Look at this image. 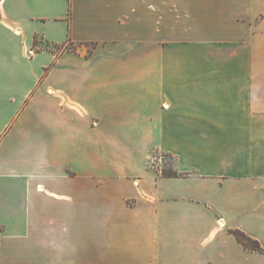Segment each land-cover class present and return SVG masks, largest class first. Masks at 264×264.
<instances>
[{"label": "crops", "instance_id": "obj_1", "mask_svg": "<svg viewBox=\"0 0 264 264\" xmlns=\"http://www.w3.org/2000/svg\"><path fill=\"white\" fill-rule=\"evenodd\" d=\"M229 230L264 249V0H0V264H264Z\"/></svg>", "mask_w": 264, "mask_h": 264}, {"label": "rangeland", "instance_id": "obj_2", "mask_svg": "<svg viewBox=\"0 0 264 264\" xmlns=\"http://www.w3.org/2000/svg\"><path fill=\"white\" fill-rule=\"evenodd\" d=\"M65 46L67 47V50L76 49V45H74V43L72 42H67ZM49 47L56 55H59L61 53L60 49L56 48L55 46L49 45ZM79 47L83 49V51L85 52V56L89 57L96 46L93 43V44L79 45ZM159 159H161L162 163H159ZM173 167H174V160L172 157L166 156L164 153H161L157 150H154L152 152V155L150 156V159L148 161V168L150 170L156 172L159 175H162L163 172L165 173L173 172L174 171Z\"/></svg>", "mask_w": 264, "mask_h": 264}, {"label": "trees", "instance_id": "obj_3", "mask_svg": "<svg viewBox=\"0 0 264 264\" xmlns=\"http://www.w3.org/2000/svg\"><path fill=\"white\" fill-rule=\"evenodd\" d=\"M68 42H70V38L68 39ZM55 47L60 49L61 52L65 51L67 49V47L64 46V44L55 45ZM165 155L171 157L168 154H165ZM161 176H163V177H179V174L175 171L169 172V173L163 172ZM229 233H231L236 238V240L240 244H242L244 246V248L248 249L249 251L264 253V249L260 246V244L256 240L248 237L243 232H241L239 230H229Z\"/></svg>", "mask_w": 264, "mask_h": 264}, {"label": "built area", "instance_id": "obj_4", "mask_svg": "<svg viewBox=\"0 0 264 264\" xmlns=\"http://www.w3.org/2000/svg\"><path fill=\"white\" fill-rule=\"evenodd\" d=\"M159 163H162V162H161V159H159Z\"/></svg>", "mask_w": 264, "mask_h": 264}]
</instances>
